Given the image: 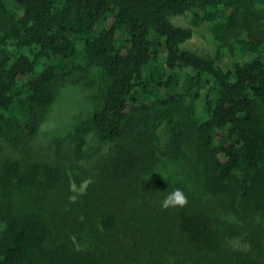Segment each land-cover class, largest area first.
Masks as SVG:
<instances>
[{"label": "trees", "instance_id": "16d2710c", "mask_svg": "<svg viewBox=\"0 0 264 264\" xmlns=\"http://www.w3.org/2000/svg\"><path fill=\"white\" fill-rule=\"evenodd\" d=\"M255 1L0 0V264H264V10L253 12ZM188 12L215 35L235 34L227 61L183 46L194 26L172 19ZM91 68L106 82L90 145L124 155L100 181L32 144L56 84ZM202 91L203 118L184 138L173 128L174 176L154 178L146 114ZM177 188L187 205L161 208Z\"/></svg>", "mask_w": 264, "mask_h": 264}, {"label": "rangeland", "instance_id": "374dc122", "mask_svg": "<svg viewBox=\"0 0 264 264\" xmlns=\"http://www.w3.org/2000/svg\"><path fill=\"white\" fill-rule=\"evenodd\" d=\"M251 10L263 12L264 0H256ZM194 18L195 13L188 12L172 19L178 25L194 26L192 37L183 46L208 56H216L219 52L223 60L227 61L229 54L225 52V43L232 42L235 34L226 32L215 35L208 27L212 22L198 25L193 22ZM121 32L122 30L117 32L115 40L117 45L122 43L119 40ZM105 82L106 76L103 72L91 68L79 76L69 77L57 83L56 99L49 107L43 125L45 132L38 139L32 140V144L47 157L64 161L77 175H81L85 170L92 174H88L89 176L95 177L98 181L106 177L104 174L107 170H119L124 161L123 153L120 154L115 149L111 151L108 143H100L98 146L99 143L96 142V145H90L91 130L88 121L92 111L101 101ZM206 99L205 91H202L198 97H183L181 102L175 104L177 106L155 107L146 114L147 118L153 119L148 141L155 151L154 178L165 181L168 177L172 179L174 176L175 156L173 155L176 153L168 148L172 141L173 128H181V136L184 138L187 128L205 115ZM78 126L80 128H77ZM130 138L135 139V135ZM130 138H125L124 145H133ZM178 161L182 163V159ZM176 170L179 171V167ZM88 180L89 178H86L80 187L74 186L73 198L76 197V193L84 191ZM233 245L243 247L245 242L238 238L233 240Z\"/></svg>", "mask_w": 264, "mask_h": 264}, {"label": "clouds", "instance_id": "9594fccd", "mask_svg": "<svg viewBox=\"0 0 264 264\" xmlns=\"http://www.w3.org/2000/svg\"><path fill=\"white\" fill-rule=\"evenodd\" d=\"M188 203L187 196L182 189H174L161 202V208L167 209L169 207H184Z\"/></svg>", "mask_w": 264, "mask_h": 264}]
</instances>
